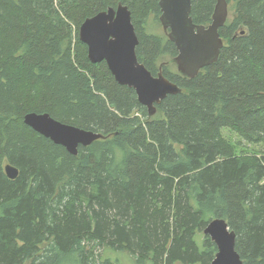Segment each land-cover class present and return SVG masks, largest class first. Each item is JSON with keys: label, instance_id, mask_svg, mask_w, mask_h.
<instances>
[{"label": "trees", "instance_id": "16d2710c", "mask_svg": "<svg viewBox=\"0 0 264 264\" xmlns=\"http://www.w3.org/2000/svg\"><path fill=\"white\" fill-rule=\"evenodd\" d=\"M226 1L219 60L189 79L152 32L161 0H0V264H212L214 219L244 264H264V151L241 145H264V0ZM119 5L139 62L182 90L153 116L79 37ZM216 5L192 0L194 23L211 25ZM30 113L105 138L73 156L27 126Z\"/></svg>", "mask_w": 264, "mask_h": 264}, {"label": "water", "instance_id": "95a60500", "mask_svg": "<svg viewBox=\"0 0 264 264\" xmlns=\"http://www.w3.org/2000/svg\"><path fill=\"white\" fill-rule=\"evenodd\" d=\"M160 8V23L178 50L173 62L180 75L193 79L219 60L224 47L219 31L229 18L226 0H217L212 24L208 27L194 23L192 0H161ZM79 37L88 47L90 61L94 64L105 62L120 85L136 92L139 103L147 108L150 116L157 113V106L168 96L182 92L162 72L154 76L139 62L136 52L139 40L128 7L119 5L117 9L87 19L80 28ZM24 122L73 156L78 155L80 147H89L105 138L102 134L61 123L49 114L30 113L24 117ZM5 172L11 180L19 176V171L9 164ZM204 234L218 250L212 264H244L236 250V234L224 219L212 220Z\"/></svg>", "mask_w": 264, "mask_h": 264}, {"label": "rangeland", "instance_id": "374dc122", "mask_svg": "<svg viewBox=\"0 0 264 264\" xmlns=\"http://www.w3.org/2000/svg\"><path fill=\"white\" fill-rule=\"evenodd\" d=\"M151 29H152V32H154L156 34L164 33V29H163L161 23H160V25L155 24V26L151 27ZM166 60L169 61V59H166ZM223 135L226 139L231 141V143H233V144H238L239 142L242 141V140H240V138L237 135L230 132L228 129H225L223 131ZM241 145L243 147H246L248 151H256V152L264 151V145L250 146V145H247L245 143H241ZM119 262H120V264H134L132 259L127 254H120Z\"/></svg>", "mask_w": 264, "mask_h": 264}]
</instances>
